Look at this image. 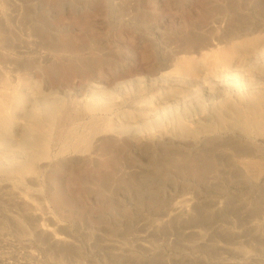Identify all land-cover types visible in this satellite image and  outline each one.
<instances>
[{"label": "rangeland", "instance_id": "obj_1", "mask_svg": "<svg viewBox=\"0 0 264 264\" xmlns=\"http://www.w3.org/2000/svg\"><path fill=\"white\" fill-rule=\"evenodd\" d=\"M209 35L231 62L178 72ZM253 36L264 0H0V94L21 92V116L61 104L37 173L0 171V264H264V134L226 106L215 136L200 128L255 102L264 45H238ZM90 100L118 131L88 133ZM26 128L0 130V164L27 152ZM70 129L90 134L79 153L58 150Z\"/></svg>", "mask_w": 264, "mask_h": 264}, {"label": "bare ground", "instance_id": "obj_2", "mask_svg": "<svg viewBox=\"0 0 264 264\" xmlns=\"http://www.w3.org/2000/svg\"><path fill=\"white\" fill-rule=\"evenodd\" d=\"M208 42L206 45L202 44L201 39L193 40V45L189 44V46L185 47L183 52H190L192 49H198L204 46H211L213 47L209 48L207 51H204V53H201L199 58H195L188 55H181L178 58L174 60L173 66L175 67L178 72H181L182 74L192 73L195 72L197 69V65L203 64V61H208L212 58V53L214 55V59L220 60L219 63L222 65H227L232 60V53L229 52L231 50H234V47L231 49H226V47H223L221 50V46H219V40L215 41L213 39V36L209 35ZM260 41V42H259ZM230 41L226 42L229 43ZM197 43V44H196ZM232 43V42H231ZM258 43L260 48L264 45L261 43V39L259 36H253L249 38L248 40L242 41L240 44L241 46H244L246 44H254ZM231 45V44H228ZM257 45V46H258ZM236 47V46H235ZM192 48V49H191ZM228 48V47H227ZM243 48V47H242ZM262 49V48H261ZM221 50V51H220ZM218 51L220 53H218ZM223 51V52H222ZM226 51V52H225ZM225 52V53H224ZM229 52V53H228ZM231 53V54H230ZM211 54V55H209ZM217 54V56H216ZM211 58H210V57ZM208 57V59H207ZM207 60H204V59ZM210 58V59H209ZM214 59L210 60L213 61ZM91 64V63H90ZM264 68V66H263ZM264 75V74H263ZM6 77H2L3 79ZM6 82V79H4ZM264 83V82H263ZM256 97L255 102H250L242 97L239 98L238 102H230V101H223L220 106L218 113L219 118V124H201L200 128L201 131H204L206 133L216 134V132L220 128H224L222 124L225 121V115H223L220 111L222 107L226 106V110L230 115L241 117L242 126H243V132L244 135L248 136L249 134L253 135H262L264 134V85L262 87H254L253 91ZM162 96V95H158ZM150 97V96H149ZM90 99H93L92 96H90ZM24 100V96L21 94L20 91L17 89H14L10 92H1L0 94V130H7L10 125L13 124V121L16 118L22 117L24 119V124L27 125V128L25 130V138L23 140L20 139L18 142V146H24L27 147V152L22 155H12V158H9L7 162L4 164H0V171L4 172L6 174H12L17 180L21 179L25 175H32L37 173V165L36 161L45 159L50 154V147L51 143L56 142V140L61 137L60 134L54 133V125L56 117L59 115L58 113L61 112V104L57 103L56 105L49 106L46 109L41 110V112L37 111L36 106H32L30 108H27V112L21 115H17L15 112V108L21 107ZM222 106V107H221ZM86 107V111L90 113V123L91 128L88 133L93 134L92 132H98L100 130H108L107 126L109 127V130L118 131L117 127H120V125L112 126L110 125L109 118L106 117V115H98L97 113H94L95 110L102 111L105 110L107 107L105 104H98L94 100H90L85 103L84 108ZM75 112V111H74ZM86 112V113H87ZM78 114V112H75V114ZM178 115L177 119L175 120L176 125L180 133L184 136H191L194 137L195 134L189 133L188 128L186 127L185 122L182 120V116L185 115ZM106 119V123H100V126L96 125V120L102 118ZM104 119V120H105ZM201 118L199 117L197 121H200ZM221 122V123H220ZM116 124V123H115ZM74 128V126H72ZM71 127V128H72ZM102 128V129H101ZM93 130V131H92ZM92 131V132H91ZM101 132V131H100ZM70 134L72 135L71 143L68 144H62L58 147V150L60 152L72 151L74 153H79L82 150L83 143L88 142V139L86 137L87 134L80 133L79 131H75L74 129H70ZM215 136V135H212ZM25 144V145H23ZM76 160V159H74ZM76 161H74L75 164Z\"/></svg>", "mask_w": 264, "mask_h": 264}]
</instances>
